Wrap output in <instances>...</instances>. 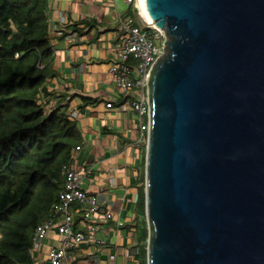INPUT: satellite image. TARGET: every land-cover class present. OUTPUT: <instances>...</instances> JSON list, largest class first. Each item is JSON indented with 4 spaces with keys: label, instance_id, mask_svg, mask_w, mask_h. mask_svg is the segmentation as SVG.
Masks as SVG:
<instances>
[{
    "label": "water",
    "instance_id": "water-1",
    "mask_svg": "<svg viewBox=\"0 0 264 264\" xmlns=\"http://www.w3.org/2000/svg\"><path fill=\"white\" fill-rule=\"evenodd\" d=\"M144 2L148 264H264V0Z\"/></svg>",
    "mask_w": 264,
    "mask_h": 264
},
{
    "label": "crops",
    "instance_id": "crops-1",
    "mask_svg": "<svg viewBox=\"0 0 264 264\" xmlns=\"http://www.w3.org/2000/svg\"><path fill=\"white\" fill-rule=\"evenodd\" d=\"M135 5L126 0L124 8L115 0L49 3L56 74L48 78L46 84L52 94L44 98L51 109L60 106L68 113L78 112L74 118L84 140L75 150L74 163L84 189L96 193L113 213L109 218L99 211L94 217L100 239L77 246L78 264H148L146 202L145 212L138 204L139 197L146 201L147 151L145 142L138 140L139 114L130 101L118 105L122 94L115 88L110 71L120 41L118 11L132 15ZM62 14L66 21L61 23ZM63 29L66 34L61 36ZM109 101L112 106L107 105ZM106 128L114 133L106 132ZM61 223L62 217L56 216L47 236L32 249L37 264H49L51 247L63 242L64 236L57 230ZM85 223L83 220L76 225L83 228ZM144 256L146 262L140 261Z\"/></svg>",
    "mask_w": 264,
    "mask_h": 264
},
{
    "label": "trees",
    "instance_id": "trees-1",
    "mask_svg": "<svg viewBox=\"0 0 264 264\" xmlns=\"http://www.w3.org/2000/svg\"><path fill=\"white\" fill-rule=\"evenodd\" d=\"M49 3L0 0V264H37L36 229L51 215L64 186L63 166L84 140L76 118L60 106L49 108L44 98L56 74ZM121 94L118 105L129 103L131 93ZM145 202L139 197L144 212Z\"/></svg>",
    "mask_w": 264,
    "mask_h": 264
},
{
    "label": "built area",
    "instance_id": "built-area-1",
    "mask_svg": "<svg viewBox=\"0 0 264 264\" xmlns=\"http://www.w3.org/2000/svg\"><path fill=\"white\" fill-rule=\"evenodd\" d=\"M126 1L138 5L136 0ZM138 13L140 14L139 8ZM140 16L149 29H144L135 16L124 15L118 11L120 41L116 56L110 64V71L115 88L131 93L130 105L139 114L138 140L146 142L149 130V81L152 69L164 49L165 41L163 42L162 29L144 19L141 14ZM61 19V23L66 21L64 14L61 15ZM156 37H161V45L156 44ZM107 105L112 106V101ZM70 114L76 117L78 112L73 110ZM80 148L81 146H77L75 150ZM75 150L73 159L63 166L64 186L58 199L53 203L51 215L38 225L34 236L33 249L47 236L55 217L59 215L62 217V223L57 226V230L63 234V242L59 246L51 247L49 264H78L75 261L77 246L83 242H95L100 239L94 217L99 211L105 212L106 217H113L107 204L100 201L96 193H89L84 189L82 175L74 163ZM83 220L88 223H85L83 228H78L76 224ZM125 264L133 262L128 261Z\"/></svg>",
    "mask_w": 264,
    "mask_h": 264
},
{
    "label": "rangeland",
    "instance_id": "rangeland-1",
    "mask_svg": "<svg viewBox=\"0 0 264 264\" xmlns=\"http://www.w3.org/2000/svg\"><path fill=\"white\" fill-rule=\"evenodd\" d=\"M115 1L118 2V5H119L120 8H124V7H125V0H115ZM136 2L139 3V0H136ZM135 17H136L138 23H139L141 26H145L147 29H149V27H148L147 24L144 22V20L142 19V17L140 16L139 13H136V14H135ZM162 37H163V42H164V41L167 39V37H166L165 31H164L163 29H162ZM155 42H156V44L161 45V37H156V38H155ZM167 52H168V49H167V45H166V43H165L164 49L162 50V53L160 54V56H159L158 59H160L161 57L165 56V55L167 54ZM147 143H148V139H147V141L144 143L145 146H146V149H147ZM148 237H149V236H148ZM147 240H148V239H147Z\"/></svg>",
    "mask_w": 264,
    "mask_h": 264
},
{
    "label": "bare ground",
    "instance_id": "bare-ground-1",
    "mask_svg": "<svg viewBox=\"0 0 264 264\" xmlns=\"http://www.w3.org/2000/svg\"><path fill=\"white\" fill-rule=\"evenodd\" d=\"M139 5H140V11H141V14L142 16L148 20L149 22H152V19L150 18V16L148 15V12H147V9H146V6H145V2L144 0H139ZM162 29V28H160Z\"/></svg>",
    "mask_w": 264,
    "mask_h": 264
},
{
    "label": "flooded vegetation",
    "instance_id": "flooded-vegetation-1",
    "mask_svg": "<svg viewBox=\"0 0 264 264\" xmlns=\"http://www.w3.org/2000/svg\"><path fill=\"white\" fill-rule=\"evenodd\" d=\"M137 8H138V6H137Z\"/></svg>",
    "mask_w": 264,
    "mask_h": 264
},
{
    "label": "clouds",
    "instance_id": "clouds-1",
    "mask_svg": "<svg viewBox=\"0 0 264 264\" xmlns=\"http://www.w3.org/2000/svg\"><path fill=\"white\" fill-rule=\"evenodd\" d=\"M137 6V5H136Z\"/></svg>",
    "mask_w": 264,
    "mask_h": 264
}]
</instances>
